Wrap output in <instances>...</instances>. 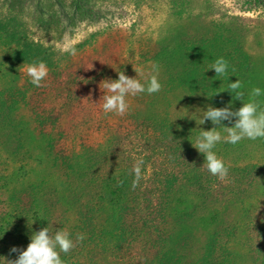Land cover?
Listing matches in <instances>:
<instances>
[{
  "label": "rangeland",
  "instance_id": "obj_1",
  "mask_svg": "<svg viewBox=\"0 0 264 264\" xmlns=\"http://www.w3.org/2000/svg\"><path fill=\"white\" fill-rule=\"evenodd\" d=\"M12 1L29 23L63 19L62 50L69 55L65 71L46 73L38 84L31 82L28 68L22 70L16 87L0 79L4 106L0 147L12 151L13 160H24L60 144L71 164L75 153L84 159L108 140V158L105 153L97 155L99 171L130 167L139 187L146 181L149 194L155 195L163 183L167 187L163 196L202 195L204 201L210 197L204 196L200 185L208 181L213 198L207 203L196 198L195 210L181 220L183 234L181 240L175 239L180 245L170 251L173 264H264V164L257 161L244 169L227 166L228 174L221 179L207 171L203 155L191 145L200 129L215 127L207 120L200 125L198 109L230 103L235 111L249 101L264 109V8L243 0H82L86 2L82 16L64 9L74 0ZM4 3L7 0H0V8ZM4 54L0 42V60ZM157 55L160 90L126 95L123 113H106L103 97L112 93L103 81L115 80L117 72L123 71L146 85L152 74L148 61ZM218 57L228 63L225 76L215 77L209 69ZM228 79L239 80L241 100L227 91ZM255 87L262 90L261 96L251 95ZM51 115L58 117L56 128L47 124ZM217 130L222 139L227 136L225 129ZM67 174L52 166L41 176L52 189L47 204L58 228L67 224L73 211L80 212L74 207L75 197L57 196L67 192L58 187L59 179L72 178ZM72 183V196L84 195L79 184ZM86 193L89 198L93 194ZM213 208L218 209L219 223L203 231L197 219ZM143 238L119 259L125 264L148 259L151 252L145 250ZM83 257L78 259L82 264L114 261L108 250Z\"/></svg>",
  "mask_w": 264,
  "mask_h": 264
},
{
  "label": "trees",
  "instance_id": "obj_2",
  "mask_svg": "<svg viewBox=\"0 0 264 264\" xmlns=\"http://www.w3.org/2000/svg\"><path fill=\"white\" fill-rule=\"evenodd\" d=\"M12 2L7 0L0 8V42L5 49L0 60V79L6 84L9 82V87H16L22 70L39 63L45 65L46 73L61 74L65 71V62L69 55V52L62 50L61 43V34L66 29L65 21L58 19L53 22V19L50 21L51 18H40L29 23L23 17L21 7ZM84 3L82 0H74L70 7L64 9H68V13H79L83 16ZM243 3L254 8H264V0H243ZM67 27L74 30L70 24ZM95 35L96 32L90 36ZM78 46L81 48L82 44ZM158 56L150 59L149 64L158 66ZM1 89L2 87L0 116L4 110ZM44 120L42 123L47 120L51 128L58 127V117L55 115ZM108 143L110 141L107 140L84 159L82 155L75 153V162L71 164L69 157H64L60 144H52L49 149L36 152L24 160H13V152L0 147V264H4V260H14L18 253H12L10 249H25L32 232L46 226L53 233L58 229L67 231L73 240L74 247L67 254L60 253L64 264H82V259H86L84 255H90L98 249L108 250L114 261L89 264H125L126 260L119 259L120 254L134 249L142 236L145 250L150 251L151 256L139 264H173L175 257L170 251L172 247L177 248L180 245V241L175 242V239L181 240L183 234L181 220L195 210L198 205L196 198L199 203H207L213 198L208 181L200 185L204 196L210 197L204 201L202 195L163 196L167 188L163 183L155 195L149 194L146 181L139 187L136 174L130 167L111 168L112 170L108 167L99 171L97 155L105 153L108 158L107 149L111 147ZM106 144L107 148L104 147ZM213 151L226 167L244 169L254 166L257 161L264 164V138H243L236 144L222 139ZM52 166L66 170L68 177H72L69 180L59 179L58 187L67 192L58 193L57 196L60 197L61 194L63 197H75L74 207L80 208V212L73 211L66 220L67 224L59 226L60 228L53 225L47 204L52 189L49 191L50 184L41 179L44 170ZM72 181L79 184L78 188L84 190V195L72 196L75 195ZM87 190L93 193L90 198L87 197ZM93 213L95 214L91 215ZM204 213L197 219L199 228L203 231L214 229L219 223L218 209L213 208ZM77 236H82L83 239L77 242ZM203 250L206 251L207 248L203 247ZM79 258H82L80 262Z\"/></svg>",
  "mask_w": 264,
  "mask_h": 264
},
{
  "label": "clouds",
  "instance_id": "obj_3",
  "mask_svg": "<svg viewBox=\"0 0 264 264\" xmlns=\"http://www.w3.org/2000/svg\"><path fill=\"white\" fill-rule=\"evenodd\" d=\"M209 69L214 71L215 77L225 76L228 72V63L223 57H218ZM27 71L32 77L31 82L33 84H38L46 74L43 63L29 66ZM151 72L152 74L148 77L146 85L139 82L136 77H127L123 71L117 72V79L115 80H104V87L112 94L103 97V110L106 113H123L127 108L126 95L158 92L161 85L156 77L158 67L155 64L152 65ZM240 87L239 80L236 79L235 82H229L228 79L227 91L233 95V99L241 100L243 94L239 91ZM251 95L259 97L262 95V90L259 87H255L251 90ZM198 111L202 113L198 117L200 125L207 120L215 127L209 130L200 129L194 144L191 145L198 153L203 155V163L207 171L211 175L223 179L227 176L228 169L213 151L216 144L222 140L220 131L217 129L222 128L227 131V136L223 139L230 144H236L243 138L250 140L264 138V109H260L258 102L249 101L246 103L242 102V105L235 111L231 110L230 103L224 107L208 106L206 110L200 111L198 109ZM191 115L187 112L185 116L189 118ZM233 118H235L234 123H232ZM224 121L232 123V126H225L222 123ZM135 171L138 173L139 168L137 167ZM82 239V236L76 237L77 242ZM29 241L27 247L23 250H18L16 247L11 248L10 252L18 254L14 260L5 261L3 259L4 264H64L60 253L67 254L74 247L73 240L67 231L58 229L53 233L50 232L48 226L32 232Z\"/></svg>",
  "mask_w": 264,
  "mask_h": 264
}]
</instances>
